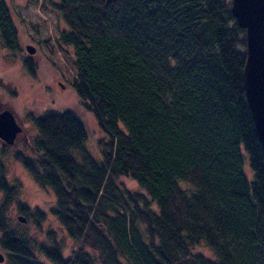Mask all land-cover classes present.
Wrapping results in <instances>:
<instances>
[{"label": "trees", "instance_id": "1", "mask_svg": "<svg viewBox=\"0 0 264 264\" xmlns=\"http://www.w3.org/2000/svg\"><path fill=\"white\" fill-rule=\"evenodd\" d=\"M51 5L66 26L57 41L72 50L70 87L104 137L95 158L75 112L32 116L36 134L13 157L52 190L49 211L73 247L66 255L51 229L34 250L10 227L12 202L23 215L44 213L20 201L21 184L0 163L3 264H47L38 255L51 264H264V153L242 81L245 30L230 0ZM0 44L20 46L5 0Z\"/></svg>", "mask_w": 264, "mask_h": 264}, {"label": "rangeland", "instance_id": "2", "mask_svg": "<svg viewBox=\"0 0 264 264\" xmlns=\"http://www.w3.org/2000/svg\"><path fill=\"white\" fill-rule=\"evenodd\" d=\"M5 1L17 27L20 46L15 53H10L0 44V110L10 108L22 130L16 135L14 144L0 141V163L5 169L6 179L21 184L20 201L31 208L38 206L44 213L42 219L36 218L34 214L23 215L17 203L12 202L7 207L9 225L18 233L29 235L33 239L34 250L38 243L49 239L51 229H56L58 240H64V253L67 255L73 247V241L65 237L64 229L49 211L53 200L52 190L40 187L13 154L22 149L29 137L36 134L32 116L41 115L47 109H70L82 119L87 133L84 145L95 158L100 157L96 140L103 138L104 132L70 87L72 50L57 41L58 31L66 26L51 5V1L55 0ZM26 45L32 46L34 51L28 52ZM25 61L30 62L33 73L27 70ZM120 180L130 190L140 189L129 178ZM18 216H23L25 221H19ZM202 251L212 255L207 249ZM0 252L3 253L1 248Z\"/></svg>", "mask_w": 264, "mask_h": 264}, {"label": "water", "instance_id": "3", "mask_svg": "<svg viewBox=\"0 0 264 264\" xmlns=\"http://www.w3.org/2000/svg\"><path fill=\"white\" fill-rule=\"evenodd\" d=\"M231 12L237 24L245 30V63L242 81L245 97L252 113L256 132L264 153V0H230ZM30 53L34 48L25 46ZM22 126L10 108L0 110V140L8 145L15 142ZM21 222L23 216H18ZM4 260L0 252V262Z\"/></svg>", "mask_w": 264, "mask_h": 264}, {"label": "flooded vegetation", "instance_id": "4", "mask_svg": "<svg viewBox=\"0 0 264 264\" xmlns=\"http://www.w3.org/2000/svg\"><path fill=\"white\" fill-rule=\"evenodd\" d=\"M1 141V140H0ZM2 142V141H1Z\"/></svg>", "mask_w": 264, "mask_h": 264}]
</instances>
